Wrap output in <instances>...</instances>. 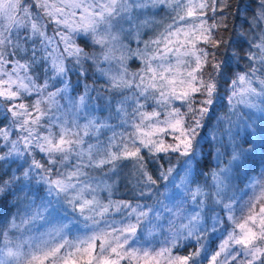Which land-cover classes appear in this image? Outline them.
I'll use <instances>...</instances> for the list:
<instances>
[{
	"label": "snow or ice",
	"instance_id": "1",
	"mask_svg": "<svg viewBox=\"0 0 264 264\" xmlns=\"http://www.w3.org/2000/svg\"><path fill=\"white\" fill-rule=\"evenodd\" d=\"M0 202V264H264V0H0Z\"/></svg>",
	"mask_w": 264,
	"mask_h": 264
},
{
	"label": "trees",
	"instance_id": "2",
	"mask_svg": "<svg viewBox=\"0 0 264 264\" xmlns=\"http://www.w3.org/2000/svg\"><path fill=\"white\" fill-rule=\"evenodd\" d=\"M159 21H161V22H166L167 21V18H166V16L164 15V14H161V16H158V17H156ZM178 166V165H177ZM262 169L261 168H258L255 172H253V173H251V176L252 177H256V178H260V171H261ZM248 183V181H244V183H241L239 180H237V181H235V184H236V187L237 188H240V189H243V188H245V185ZM161 191L163 192L164 191V189H161ZM237 194H239V193H237ZM252 193L251 192H249V195H251ZM114 199H121V198H131V197H129V196H127V190L125 189V188H123V187H121V189H120V192L119 193H117L114 197H113ZM163 198V197H162ZM245 199H247V197H245ZM0 209H5V206H4V203L3 202H0ZM5 211H6V209H5ZM219 211V210H218ZM221 215H223V213H221ZM82 227V226H81ZM50 228H51V226H49V228L48 229H41L40 230V232L42 233V232H44V231H47V230H50ZM223 231V229L221 228V229H219V231L216 233V234H214L213 235V239H214V243H213V245H212V247H213V249H215L216 248V245H218L221 241H220V239H216L215 237L216 236H219L220 235V233ZM39 234V233H38ZM76 235H83V232L81 231V232H79V233H76ZM70 239H74V236H70L69 237ZM180 254H185L184 252H181Z\"/></svg>",
	"mask_w": 264,
	"mask_h": 264
},
{
	"label": "rangeland",
	"instance_id": "3",
	"mask_svg": "<svg viewBox=\"0 0 264 264\" xmlns=\"http://www.w3.org/2000/svg\"><path fill=\"white\" fill-rule=\"evenodd\" d=\"M157 19V18H156ZM158 20V19H157ZM159 21V20H158ZM167 22V21H166ZM166 22H164V23H166ZM256 115H259V113H256Z\"/></svg>",
	"mask_w": 264,
	"mask_h": 264
}]
</instances>
